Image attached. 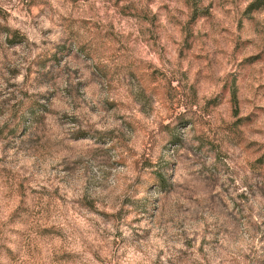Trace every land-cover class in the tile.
I'll use <instances>...</instances> for the list:
<instances>
[{
    "label": "rangeland",
    "instance_id": "rangeland-1",
    "mask_svg": "<svg viewBox=\"0 0 264 264\" xmlns=\"http://www.w3.org/2000/svg\"><path fill=\"white\" fill-rule=\"evenodd\" d=\"M0 0V264H264V6Z\"/></svg>",
    "mask_w": 264,
    "mask_h": 264
},
{
    "label": "trees",
    "instance_id": "trees-1",
    "mask_svg": "<svg viewBox=\"0 0 264 264\" xmlns=\"http://www.w3.org/2000/svg\"><path fill=\"white\" fill-rule=\"evenodd\" d=\"M264 6V0H253L247 7L248 12L258 10Z\"/></svg>",
    "mask_w": 264,
    "mask_h": 264
}]
</instances>
